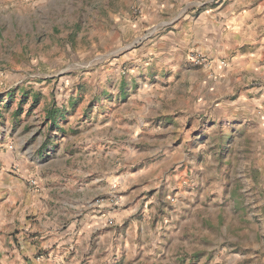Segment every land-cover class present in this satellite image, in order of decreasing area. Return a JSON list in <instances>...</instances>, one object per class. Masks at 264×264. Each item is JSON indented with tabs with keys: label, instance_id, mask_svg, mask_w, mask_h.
<instances>
[{
	"label": "rangeland",
	"instance_id": "374dc122",
	"mask_svg": "<svg viewBox=\"0 0 264 264\" xmlns=\"http://www.w3.org/2000/svg\"><path fill=\"white\" fill-rule=\"evenodd\" d=\"M158 21L140 0H0V146L31 186L59 171L97 184L82 205L114 235L111 264H264V110L203 111L200 81L187 89L201 64L165 56ZM242 72L226 99L264 85Z\"/></svg>",
	"mask_w": 264,
	"mask_h": 264
},
{
	"label": "crops",
	"instance_id": "0c3cea01",
	"mask_svg": "<svg viewBox=\"0 0 264 264\" xmlns=\"http://www.w3.org/2000/svg\"><path fill=\"white\" fill-rule=\"evenodd\" d=\"M208 1L211 0H140V8L145 20H159L153 26L161 34L154 43L167 50L165 56L171 59L177 56L178 64L182 60L190 61L197 53L206 56L207 64L197 68L200 73L192 71L187 78L188 91L200 81L198 97L204 103L203 111H222L229 104L238 105L236 112L251 107L260 116L264 110L262 83L251 90L247 87L237 100L226 99L224 94L234 93L232 83L245 80V77L237 78L243 69L254 71L264 79V62L259 60L264 53V0H233L226 10L204 7ZM170 10L173 15L167 18ZM225 26L229 34H223L221 29ZM167 27L168 30L162 31ZM226 37L227 50L236 59L234 67L227 60H221L226 54L222 50ZM247 93L255 94L249 99ZM248 116L244 115L241 120L245 121ZM14 150L11 146L3 150L0 146V264H111L114 235L98 225L99 211L85 210L86 206L82 205L83 192L97 188V184L90 178L71 180L64 171H59L63 174H58L60 186L51 177L49 180L39 175L35 178L36 185L31 186L27 179L33 173L22 164L16 170L19 156ZM82 165H77L76 173H83ZM96 206L99 205L93 204ZM103 237L109 238L104 245L99 244L104 241Z\"/></svg>",
	"mask_w": 264,
	"mask_h": 264
},
{
	"label": "trees",
	"instance_id": "16d2710c",
	"mask_svg": "<svg viewBox=\"0 0 264 264\" xmlns=\"http://www.w3.org/2000/svg\"><path fill=\"white\" fill-rule=\"evenodd\" d=\"M60 112V109L56 110H48L46 112V119L50 123V127L56 126V115ZM62 133L65 132L63 128H61Z\"/></svg>",
	"mask_w": 264,
	"mask_h": 264
},
{
	"label": "built area",
	"instance_id": "2783aa9c",
	"mask_svg": "<svg viewBox=\"0 0 264 264\" xmlns=\"http://www.w3.org/2000/svg\"><path fill=\"white\" fill-rule=\"evenodd\" d=\"M191 60L193 62L201 64V65L207 64V58H206V56L204 54L197 53L194 56L192 55L191 56ZM31 184L35 185L36 184L35 180H31Z\"/></svg>",
	"mask_w": 264,
	"mask_h": 264
}]
</instances>
